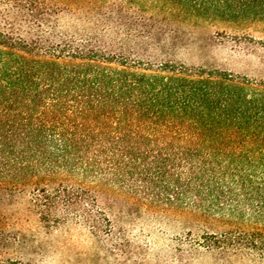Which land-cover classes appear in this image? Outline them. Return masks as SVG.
<instances>
[{
  "label": "trees",
  "instance_id": "obj_1",
  "mask_svg": "<svg viewBox=\"0 0 264 264\" xmlns=\"http://www.w3.org/2000/svg\"><path fill=\"white\" fill-rule=\"evenodd\" d=\"M169 15L264 20V0H0V264L51 258L58 229L130 252L113 197L201 230L182 264L264 262V80L122 53Z\"/></svg>",
  "mask_w": 264,
  "mask_h": 264
},
{
  "label": "rangeland",
  "instance_id": "obj_2",
  "mask_svg": "<svg viewBox=\"0 0 264 264\" xmlns=\"http://www.w3.org/2000/svg\"><path fill=\"white\" fill-rule=\"evenodd\" d=\"M80 6L84 9L86 4L81 3ZM151 12L154 13L153 10H146L145 14ZM155 13L159 20L164 15L162 11ZM167 19L169 24L166 21L161 24L167 30L155 35L153 43L144 42L143 47L134 50V44L129 41L122 53L133 59L170 61L192 68L216 69L252 80H264V20L245 18L225 21L173 15L167 16ZM101 207L112 220L114 232L117 228L122 230L120 235L123 234L129 241L130 252L116 249L105 262L104 251L98 249L96 240L86 230L64 233L58 229L52 234L42 235V242H46L45 247L52 251V257L41 261L36 259V264H182L177 257L186 254L183 253L185 251L180 252V247L184 250L185 245H180L187 242L188 229L201 232L185 219H178L175 215L157 217L159 214L134 209L121 198H109ZM113 236L110 241L118 244L120 237L114 240ZM105 243L108 244L107 240ZM6 256L17 255L9 253ZM204 257V264H264L252 263L248 256L242 254L214 253ZM26 259L24 257L22 261ZM200 260L201 257L196 259L197 262L192 260V263L200 264Z\"/></svg>",
  "mask_w": 264,
  "mask_h": 264
}]
</instances>
